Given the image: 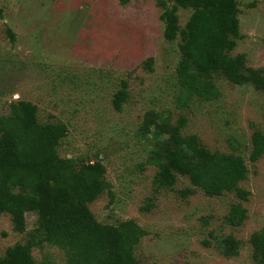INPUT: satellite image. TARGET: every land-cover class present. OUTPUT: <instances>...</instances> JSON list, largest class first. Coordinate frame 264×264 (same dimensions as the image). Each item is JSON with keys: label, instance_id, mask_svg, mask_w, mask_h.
Wrapping results in <instances>:
<instances>
[{"label": "rangeland", "instance_id": "1", "mask_svg": "<svg viewBox=\"0 0 264 264\" xmlns=\"http://www.w3.org/2000/svg\"><path fill=\"white\" fill-rule=\"evenodd\" d=\"M235 1L240 36L230 53H243L244 66L264 74V0ZM162 11L157 0H0V115L23 99L37 106L41 122L66 124L58 153L101 161L110 190L87 205L100 222L133 219L145 230L134 246L141 264H264L263 250L250 242L264 224V154L249 159L252 131L264 133V92L216 71L214 97L186 98L175 76L177 40L164 38ZM192 11L178 8L180 27ZM121 87L127 98L116 110ZM149 109L159 121L184 117L181 134L196 135L210 152L241 155L246 197L208 195L184 174L169 187L155 186L156 166L145 159L158 137L141 127ZM235 204L244 215L234 223L227 214ZM229 235L239 247L223 254L216 238ZM43 236L36 210L25 212L21 229L0 213V255L16 242L41 241L34 258L63 264V250Z\"/></svg>", "mask_w": 264, "mask_h": 264}, {"label": "trees", "instance_id": "2", "mask_svg": "<svg viewBox=\"0 0 264 264\" xmlns=\"http://www.w3.org/2000/svg\"><path fill=\"white\" fill-rule=\"evenodd\" d=\"M157 5L163 8L164 38L177 40L180 57L175 76L186 98L193 94L214 97L217 88L212 73L216 71L235 84L250 82L264 92L261 69L245 67L243 53H230L240 36L235 0H157ZM188 6L193 11L180 27L177 10ZM126 98L127 91L121 87L114 94V108L119 110ZM159 116L158 111L149 109L141 122L144 132L158 137L145 159L156 166L155 186L169 187L177 175L184 174L208 195L234 191L240 198L246 197L248 191L239 186L247 174L241 155L210 152L198 143L196 135L181 134L184 117L171 123L159 121ZM66 132L61 121L41 122L31 101L10 102L9 112L0 115V213L8 212L14 227L21 229L25 212L36 210L44 231L42 240L63 250V264H141L134 256V246L145 230L133 219L112 224L95 218L87 203L110 190V184L100 160H75L58 153ZM263 154L264 133L254 129L249 159L254 161ZM243 215L235 204L227 219L235 223ZM39 242H16L0 255V264H56L49 258H34L32 247ZM250 242L255 252L264 253V224L250 235ZM216 244L223 254H233L239 247L231 235L216 238Z\"/></svg>", "mask_w": 264, "mask_h": 264}]
</instances>
